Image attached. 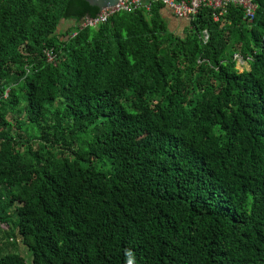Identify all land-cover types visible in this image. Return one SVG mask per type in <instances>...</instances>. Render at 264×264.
Instances as JSON below:
<instances>
[{
	"label": "trees",
	"instance_id": "trees-1",
	"mask_svg": "<svg viewBox=\"0 0 264 264\" xmlns=\"http://www.w3.org/2000/svg\"><path fill=\"white\" fill-rule=\"evenodd\" d=\"M253 2L179 35L160 3L83 28L84 0H0V234L32 255L0 264H264Z\"/></svg>",
	"mask_w": 264,
	"mask_h": 264
},
{
	"label": "built area",
	"instance_id": "built-area-1",
	"mask_svg": "<svg viewBox=\"0 0 264 264\" xmlns=\"http://www.w3.org/2000/svg\"><path fill=\"white\" fill-rule=\"evenodd\" d=\"M155 3H160L171 12L173 16L181 20L194 21L200 11L209 12L213 22L223 25L227 9L231 6L241 8L243 17L248 22H252L256 12V5L253 0H120L116 5L103 9L96 18H87L81 23V27H95L106 22L113 15L120 12L131 13L139 9L150 11ZM76 35V34H74ZM205 43L209 40V33L205 30L202 33ZM46 57L52 62L54 57L51 52H47ZM234 58H240L235 55Z\"/></svg>",
	"mask_w": 264,
	"mask_h": 264
},
{
	"label": "rangeland",
	"instance_id": "rangeland-1",
	"mask_svg": "<svg viewBox=\"0 0 264 264\" xmlns=\"http://www.w3.org/2000/svg\"><path fill=\"white\" fill-rule=\"evenodd\" d=\"M201 12V11H200ZM167 21V23H168V25H169V28H170V22H169V20L167 19L166 20ZM74 24L72 23V22H66V23H63L62 25H61V28H60V30H61V32H65L66 30H67V28H69V27H71V26H73ZM177 33V32H176ZM180 34H182V33H180ZM237 68H238V70L239 71H242V70H244V69H248V65H247V63L246 62H243L242 60H241V58H238L237 59ZM13 122V121H12ZM13 124L15 125V122H13ZM14 130H16V128H14ZM14 237V236H13ZM16 237V236H15ZM15 241L16 242H14L12 245H10V246H4L5 244H6V241H5V239L2 237V235L0 234V248H1V250H0V255H2V254H4V253H1L2 251H4V250H2V249H5V253L6 252H12V253H20L22 256H24L25 258H26V260L28 261V262H31V260H32V255H31V253L28 251V249H27V247H25L23 244H22V242H21V239H20V237H18L17 236V239H15Z\"/></svg>",
	"mask_w": 264,
	"mask_h": 264
},
{
	"label": "crops",
	"instance_id": "crops-1",
	"mask_svg": "<svg viewBox=\"0 0 264 264\" xmlns=\"http://www.w3.org/2000/svg\"><path fill=\"white\" fill-rule=\"evenodd\" d=\"M163 14L165 18L168 19L170 22L171 31L177 32L179 35H181L180 33L183 34L186 31V29L189 27L188 20H181V19L176 18L175 16L171 14L169 10L165 9L163 11Z\"/></svg>",
	"mask_w": 264,
	"mask_h": 264
},
{
	"label": "water",
	"instance_id": "water-1",
	"mask_svg": "<svg viewBox=\"0 0 264 264\" xmlns=\"http://www.w3.org/2000/svg\"><path fill=\"white\" fill-rule=\"evenodd\" d=\"M91 6L98 7L100 10L116 5L120 0H84Z\"/></svg>",
	"mask_w": 264,
	"mask_h": 264
}]
</instances>
